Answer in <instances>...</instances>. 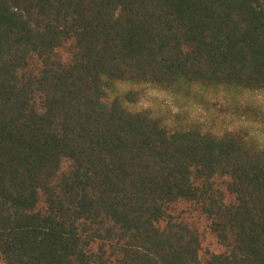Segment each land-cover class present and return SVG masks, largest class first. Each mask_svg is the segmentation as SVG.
<instances>
[{"label":"trees","instance_id":"16d2710c","mask_svg":"<svg viewBox=\"0 0 264 264\" xmlns=\"http://www.w3.org/2000/svg\"><path fill=\"white\" fill-rule=\"evenodd\" d=\"M147 86L264 91V0H0V264H264V147Z\"/></svg>","mask_w":264,"mask_h":264},{"label":"rangeland","instance_id":"374dc122","mask_svg":"<svg viewBox=\"0 0 264 264\" xmlns=\"http://www.w3.org/2000/svg\"><path fill=\"white\" fill-rule=\"evenodd\" d=\"M133 111L148 109L169 125H199L224 130H243L259 147H264V91L198 89L188 95L168 93L151 87L141 89ZM248 108L249 111L246 109Z\"/></svg>","mask_w":264,"mask_h":264}]
</instances>
